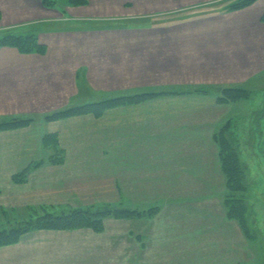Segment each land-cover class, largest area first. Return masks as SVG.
<instances>
[{
  "label": "crops",
  "instance_id": "1",
  "mask_svg": "<svg viewBox=\"0 0 264 264\" xmlns=\"http://www.w3.org/2000/svg\"><path fill=\"white\" fill-rule=\"evenodd\" d=\"M217 1L70 3L67 18L84 26L38 28L44 53L0 48V123L33 119L0 130V208L15 219L44 206L57 214L124 200L131 209L157 208L151 215L108 216L101 231L30 230L0 246V264H250L238 253L245 236L225 205L217 134L231 123L226 133L237 135L254 98L222 102L214 89L264 86V0L232 11L214 7L187 21H149L207 10ZM56 11L41 0H0V36L10 27L33 32L24 26H39V18ZM104 18L126 24L96 26ZM147 91L169 93L101 115L46 119ZM55 134L61 163L51 161L55 142H44ZM29 166L24 181L14 180Z\"/></svg>",
  "mask_w": 264,
  "mask_h": 264
},
{
  "label": "trees",
  "instance_id": "2",
  "mask_svg": "<svg viewBox=\"0 0 264 264\" xmlns=\"http://www.w3.org/2000/svg\"><path fill=\"white\" fill-rule=\"evenodd\" d=\"M71 4H84L86 0H69ZM257 0H233L226 6V10H238L252 5ZM43 2L50 6L49 0ZM264 20V15H263ZM3 46H12L18 48L23 53H44L46 45L41 43L38 34L35 32H26L16 34L13 31H7L0 36V48ZM202 92H207V89H200ZM220 96L218 99L222 102L237 101L245 98H250L252 91L249 88L235 85L222 88H216ZM158 92H142L132 95H123L114 98L105 99L99 102L87 103L81 106L69 107L57 110L46 115L48 120H56L69 117L81 113H94L101 115L108 108L118 106L135 104L142 102L148 98L157 96ZM264 105V104H263ZM264 111L259 112V116H263ZM33 119L31 118H14L9 121L0 123V130L12 129L25 126ZM228 125L222 127L217 134L218 142L221 146V162L224 173L227 177V193L225 195V205L228 211V216L239 221L240 226L247 238H252L255 230H261L259 221L254 213H252L253 205L247 194L248 183L243 174V168L237 160L236 165L233 162H228L227 153L235 150L232 143L234 137L224 135L225 129ZM224 128V129H223ZM232 140V142H231ZM46 145L56 144V156L52 157L51 161L61 163L64 160V151L59 147V140L57 135H47L44 139ZM237 152V151H236ZM235 154V152H234ZM41 162L35 163L33 166L40 165ZM241 166V167H240ZM31 166L27 167L20 173L14 175V180L21 182L27 178L28 171ZM239 171V173H238ZM239 175V176H238ZM245 178V179H244ZM239 191L240 194L233 198L234 191ZM236 204V206H234ZM157 208H150L148 210L138 209H123L120 207L105 206L99 210L92 208H75L68 212L53 213L47 207L34 208L33 212L25 218L15 219L12 217V212L5 208H0V246L9 245L18 242L22 234L36 229H76V228H93L96 231H101L104 226V219L108 216L115 217H130L136 215L153 214ZM263 232V231H262Z\"/></svg>",
  "mask_w": 264,
  "mask_h": 264
},
{
  "label": "rangeland",
  "instance_id": "3",
  "mask_svg": "<svg viewBox=\"0 0 264 264\" xmlns=\"http://www.w3.org/2000/svg\"><path fill=\"white\" fill-rule=\"evenodd\" d=\"M41 1L46 7L48 6L43 2V0ZM49 1L51 2L50 4L52 5L48 7L56 8L57 11L54 14H52V16L46 15V16H42L41 18H39L40 19V22L38 21L39 26H29L28 25V26H24L23 30L30 29L31 31L35 32L40 27L43 28L45 26H55L54 25L55 23H56V26H61V24L72 26V27L76 26L75 24H77L79 27L84 26V23H81V21L70 19L71 16L67 18L68 15L66 13V6L67 4H70V1L68 0H49ZM232 1L233 0H221L215 3H212V6H208L207 10H201L197 12L196 11L188 12L182 15L179 14V16L156 17L155 19L153 18L149 21L154 22V24L161 23L162 21H166L165 19H171V21H177V22H179L182 19L187 21V20H191V18H196V16L203 17L204 15L210 14L212 12V8L214 7L216 8L225 7L226 8V6ZM202 4L203 3H201L200 5ZM227 11H230V10H227ZM62 18H64V21L62 20ZM49 19H51L50 21L52 22H47V23L43 22V20L49 21ZM122 22L123 21H120V20L104 18V21H100L96 26L103 27L106 29H116V28L122 27L124 23L126 24L125 21L123 23ZM49 23H54V24L48 25ZM19 28L22 29L21 27ZM7 31H13L16 34H21V32H17L19 31V29H17L16 27H10V29H7ZM222 87H226V86H222ZM250 91L252 90L250 89ZM139 93H142V92H139ZM158 93L159 94L157 96L165 94V93H169V91L158 92ZM129 95H132V94H129ZM252 95L254 99H250V98H249L250 100L246 99V100H249V105L245 106L244 110L242 111L243 112L241 116L242 126L237 129L238 134L231 135V137H234L233 142L232 140L231 142L234 144L233 146L235 147V150H234L235 154L233 151H229L227 153V160L229 158L228 162H233L234 165H236L237 160L239 161V163L241 161L240 165L242 166L244 170L243 177H245L246 175V182L248 183L247 194L249 195V199L251 201V204L253 205L252 213H254V216L257 217L259 221V226L261 228V230L259 229L253 232L252 234L253 237L251 239L247 238L243 232L245 238H243L242 247L240 249L239 247H237L238 253L239 255L242 256V258L248 260L250 264H264V115L259 116V113L257 114V112L264 111V105L261 109H259V104L261 103V99L264 100V86L256 88V90L253 92ZM227 125L228 126L226 127L225 132H224L225 136L228 135V133L226 132H228L230 128L234 127V125H232L233 127H231V123ZM254 125H256V128L254 129V131H252L251 127ZM231 132H234V131L232 130ZM250 146L251 147L254 146V148H256L257 150L252 149ZM234 192L236 194H233V198L236 195L240 194V192L237 190ZM105 206L106 207L109 206L113 208L120 207L123 209H127L131 207L129 201L124 200L118 203H113V202L104 203V204H99L96 206H89V207H84V208H92L93 210H99V209L104 208ZM234 206H236V204ZM21 218H25V217L22 216ZM244 241L248 242V250L244 247V244H245ZM241 249L243 252L241 251Z\"/></svg>",
  "mask_w": 264,
  "mask_h": 264
}]
</instances>
